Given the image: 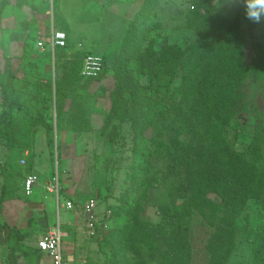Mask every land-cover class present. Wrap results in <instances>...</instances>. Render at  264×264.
I'll return each mask as SVG.
<instances>
[{
    "label": "trees",
    "instance_id": "1",
    "mask_svg": "<svg viewBox=\"0 0 264 264\" xmlns=\"http://www.w3.org/2000/svg\"><path fill=\"white\" fill-rule=\"evenodd\" d=\"M236 1L235 9L224 11L212 0H191L181 37L157 45L150 38L157 24L149 17L158 0H145L113 60L102 55L104 68L96 77L81 74L87 54L72 47L67 25V44L55 50V76L48 52L29 60L33 72L23 79L19 68L5 66L0 137L9 146L23 142L16 134L22 124L30 132L42 126L54 156L56 131L94 129L91 111L99 91L112 100L107 119L117 120L113 144L121 125L128 126L133 152L149 141L143 172L130 168L128 185L104 213L112 222L106 227L100 221L93 231L105 264H195L200 228L204 264H264V43L248 41L243 0ZM54 12L56 17V5ZM106 79L111 89L101 84ZM15 109L28 117L16 120ZM247 117L253 133L238 148L232 129ZM57 156L61 173L59 138ZM147 204L156 206L157 221L147 218ZM243 220L251 258L232 262ZM11 232L18 241L24 236ZM12 248L18 264L20 247Z\"/></svg>",
    "mask_w": 264,
    "mask_h": 264
},
{
    "label": "rangeland",
    "instance_id": "2",
    "mask_svg": "<svg viewBox=\"0 0 264 264\" xmlns=\"http://www.w3.org/2000/svg\"><path fill=\"white\" fill-rule=\"evenodd\" d=\"M25 1L29 3V13L31 16L37 17V14L42 16L44 25L42 28L45 27L42 29V34L48 33L47 29L50 27V19L46 15L44 17L42 15L43 0ZM144 1L73 0L72 2L71 0H55V27L63 30L62 26L70 23L68 30L70 32L69 42L72 47L75 49H84L86 54L96 53L107 55V58L112 61L114 50L119 49L121 46L122 37L126 32L125 29L141 9ZM212 1L224 11L233 10L237 7L236 4L238 5V1L236 0ZM12 2H18V0H12ZM190 2L191 0H158L154 12L149 17L150 23L157 24L150 32V38L155 39L157 45L165 37L172 39H179L181 37L183 29L180 25L185 20V11L188 9ZM87 23L88 25H86ZM19 24L21 26V23ZM35 24L37 25L38 23ZM33 26L35 27L34 24ZM242 27L248 41L264 43V20L261 23H254L249 19H244ZM78 41L81 42V45L77 48L76 44L79 43ZM101 82H95V88L100 87L101 84L106 85L108 87L107 89L113 87V82H110L109 79ZM109 91L107 90V93ZM111 111L112 100L105 94L101 95V91H99L98 97L94 101V105H92L91 117L95 128L101 131V133H92V137H87V144L90 143L89 146L86 149L84 148L82 153L76 154V158H74L75 155L66 152L65 158H71V160L67 161L68 159H66L65 161L70 169L67 172L65 171L66 173L64 174L63 172H59L61 178L65 175L66 179H71L70 181L72 182L78 180L83 184L85 192L82 193V197L88 198V202L91 200H95L96 202L98 199L100 200L95 207L94 223L91 226L88 223L87 225L82 224L79 230L73 227L75 222L80 224L82 221L83 208L80 205H77L73 209H66L63 206L57 209L55 204L53 212L50 213V220L52 222L58 221L59 224L61 221L62 230L67 232L62 238L64 255L73 254L77 251L75 247H70L73 245V242H76L77 245H75L79 251L78 260L81 264H105V256L96 243L97 235L94 236L93 231L100 221H103L102 225L104 224L106 227L112 222L113 217L106 216L104 213H110L108 212L110 207L118 202L120 195L128 185L126 178L127 173L130 172V168L132 167L131 171L140 175L143 172L144 164H146V156L142 151H147L149 141H142L140 143V150L133 152L132 148L134 143L131 139V134H128V126L121 125L117 128L118 130L116 129L119 134H117L118 137L115 144L110 140L109 136L114 129L115 121H117L116 118L107 119ZM240 121V127L232 129V139L238 148L247 144L253 133V120L250 117L242 118ZM20 154L21 150H14L10 154L11 156L8 162V166H11L13 170H17V173H14L13 176V183L19 181L24 170H26L24 166H20L17 162ZM80 154H83V156L79 157ZM62 163L61 167L63 168ZM97 175L98 177H96ZM3 178L4 176L0 175V187L4 181ZM52 179L55 183L54 178ZM99 188L101 194L98 193ZM63 202L65 200L61 197V203ZM47 206L49 207V203H47ZM155 210V205L147 204L145 214L148 219L153 221L159 219ZM255 214L253 213V216ZM245 225H247L246 221L243 220L240 223L236 251L233 255L232 262L242 261L248 263L250 261V242ZM22 230L24 232L26 229ZM103 230L106 231V228ZM202 231L203 229L201 228L197 231L198 239L196 247L198 256L195 264H204L202 248L205 234ZM10 242L14 244L17 240L13 236Z\"/></svg>",
    "mask_w": 264,
    "mask_h": 264
},
{
    "label": "crops",
    "instance_id": "3",
    "mask_svg": "<svg viewBox=\"0 0 264 264\" xmlns=\"http://www.w3.org/2000/svg\"><path fill=\"white\" fill-rule=\"evenodd\" d=\"M71 1L73 2V0ZM43 2L44 6L42 10L44 14L42 13V15L43 17L46 15L50 19V27L47 29L50 37V31L56 25L54 14L55 1L53 15L50 13L49 4L45 0ZM29 9V3L25 0H18V2L0 0V114L4 110L1 82L6 64L10 62L14 70L19 68L20 70L17 71L18 78L23 79L27 71L33 72V70H29V60L32 59L35 62L41 54L48 52L51 53L52 72L55 76V50L57 47L54 50L51 49L48 41L49 38L46 39L41 36L42 29L45 28H42L44 26L43 18L39 14H37V17L31 16ZM19 23H21V26ZM35 23L38 24L36 25ZM69 24H66L68 28L70 27ZM41 40L46 43L44 48L39 45V41ZM80 43L76 44L77 48L81 45ZM38 69L40 74H45L43 71L46 69V66ZM14 114L16 120L28 117L21 109H15ZM98 132L101 133L95 126L93 130L82 133H75L73 130L56 131L54 156L51 147L48 145L46 131L42 126L30 132L26 125L22 124V129L16 131V134L24 140L22 143L18 142L15 146H9L0 137V175L4 176L3 184L0 187V264H13L10 257L13 246L20 247L21 253L18 254V264L20 260L24 264H53L52 257L39 248L38 241L50 227L59 224L58 221L52 222L50 220V213L53 212L55 204L57 209L61 206L66 209H73L77 205H80L83 208L82 221L80 224L75 222L73 227L79 230L82 224L87 225L88 223L91 226L90 219L87 222L85 219L88 198L82 197V193L85 192L83 184L78 180L72 182L70 181L71 179H66L65 175L61 180L58 178L57 138L61 142V162H63L64 174L70 169L65 161L66 159H68L67 161L71 160V158H65L66 152L75 155L74 158H76V154L82 153L83 149L89 146L90 143L87 144L86 138L92 137V133ZM16 149L21 150L17 162L20 166H24L26 170H24L19 181L13 183V176L14 173H17V170H13L11 166H8V162L10 154ZM81 156L83 154H80L79 157ZM30 174H36L38 180L33 185L32 193L27 194L25 180ZM52 178L56 181L55 183L52 181ZM61 197L64 198L65 202L61 203ZM68 201L73 202V207L67 206ZM99 201L98 199L97 203ZM47 203H49V207ZM11 229H17L24 235L21 241H18L14 236L17 242L14 244L10 242V239L13 237ZM22 229L26 230L23 232ZM39 230L40 232H38ZM62 231L67 234L66 231ZM72 244L70 247H75L77 251L65 256L72 264H81L78 260L79 251L76 246L77 243L73 242Z\"/></svg>",
    "mask_w": 264,
    "mask_h": 264
},
{
    "label": "built area",
    "instance_id": "4",
    "mask_svg": "<svg viewBox=\"0 0 264 264\" xmlns=\"http://www.w3.org/2000/svg\"><path fill=\"white\" fill-rule=\"evenodd\" d=\"M55 0H45L46 3L49 4L50 13L53 15V6ZM49 46L51 49H55L56 47H62L67 44V34L64 30L58 29L55 26L52 27L50 31L49 37ZM40 47L44 48L46 43L41 40L39 41ZM104 68V58L100 54L90 53L85 55L83 60V66L81 70V74L84 77H96L99 76ZM38 176L36 174H30L27 176L25 180V190L27 194H31L33 191V185L37 182ZM97 202L95 200H91L86 205V211H94ZM68 207H73V202H67ZM110 212V211H109ZM109 214V213H108ZM94 217L90 218V224L94 223ZM65 233L61 230L60 224L50 227L46 233L39 239L38 246L39 248L48 253L52 257L53 264H72L67 260L66 256L63 253L62 249V238Z\"/></svg>",
    "mask_w": 264,
    "mask_h": 264
},
{
    "label": "clouds",
    "instance_id": "5",
    "mask_svg": "<svg viewBox=\"0 0 264 264\" xmlns=\"http://www.w3.org/2000/svg\"><path fill=\"white\" fill-rule=\"evenodd\" d=\"M246 18L254 23L264 20V0H243Z\"/></svg>",
    "mask_w": 264,
    "mask_h": 264
},
{
    "label": "water",
    "instance_id": "6",
    "mask_svg": "<svg viewBox=\"0 0 264 264\" xmlns=\"http://www.w3.org/2000/svg\"><path fill=\"white\" fill-rule=\"evenodd\" d=\"M94 214V211L91 210V211H85V219H86V222L88 221V219L91 218V216H93ZM104 226V224H103ZM19 264H24L22 260L19 261Z\"/></svg>",
    "mask_w": 264,
    "mask_h": 264
}]
</instances>
